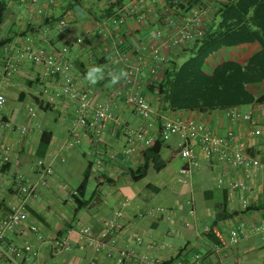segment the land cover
<instances>
[{"label":"crops","instance_id":"0c3cea01","mask_svg":"<svg viewBox=\"0 0 264 264\" xmlns=\"http://www.w3.org/2000/svg\"><path fill=\"white\" fill-rule=\"evenodd\" d=\"M72 1L74 0H55L53 4H45V0L39 2L0 0L4 4L0 12V94L5 98L0 109V153L5 146L10 148V162L5 168H0V195L4 202H14L15 174L22 175L28 183L37 184L38 196L29 201L26 207L24 225L37 226L44 237V241L39 242L33 235L26 236L39 249L41 263L115 264L112 259L94 253L89 247L79 250L74 233L69 239L72 247L70 254L51 261L47 240L55 232L81 225H89L97 232L100 222L111 217L113 212L118 210L120 201L124 197H129L131 201L120 220L121 230L115 240L116 247L135 246V237L140 236L143 238V245L137 247L138 251L147 252L163 261L176 257L182 262L193 263L195 257H198V264H264V240L251 230L253 225L264 219V186L260 181V173L255 172L250 178L245 179L241 169L203 160L199 155L198 146L195 145L199 166L191 168L187 177H182L183 183L174 193L175 201L166 206H163V203L149 204V197L142 195L143 189L159 193L163 188V179L156 177L143 185H139L138 182L146 174L137 182L130 179L128 171L136 170L143 163L144 150L134 152L129 157L123 156L122 148L125 144L123 132L126 127H142L143 121L120 100L114 110L119 119L118 124L106 123L99 138L93 136L91 129L81 131L79 146L85 145V151L81 153L85 162L98 159L102 162L99 168L94 166L90 169L89 179L94 180L96 190L88 199L91 200L89 206L80 209L77 207L75 195L70 196L69 193L76 190L80 182L72 185L66 180L68 176L74 177L72 162L76 160L78 155L76 149L79 147L67 146L68 130L74 117V105L60 93L58 79L43 77L40 65L21 56L26 45L47 53H55L61 47L67 46L65 58L72 65L78 87L82 88L90 83L95 88V98L103 96L106 89L103 82L106 73L122 71L121 65L110 67L105 59L112 54L116 38L110 35L100 37L97 33L98 23L104 19L98 17L100 11L93 12L87 9L88 12H85L80 3L78 4L79 0L75 4ZM40 4H44V8L42 14L38 15L36 10ZM61 18L69 20V28L63 31L57 26V21ZM152 30V27L132 25L124 33V39L130 38L131 35L144 38ZM77 36L84 37L81 45H75L73 42ZM105 48L110 49L106 55L104 53L106 57L103 55ZM173 54L169 53V58ZM103 57L104 61L97 64ZM236 59H240L239 54ZM93 67H100L103 74V79H98L95 84L86 79L87 72ZM145 97L157 111L155 97L147 93ZM244 107L247 110H243ZM236 109L250 113L258 119L261 128L259 137L250 135L245 122L235 125V130L247 152L253 157L263 159L264 114L257 110L256 105ZM169 114L195 115L201 122L208 123L218 136H224L229 127L228 120L221 111L208 114L188 112ZM1 122L11 123L13 130L2 127ZM22 127L25 128L24 133L19 131ZM43 132L49 133L50 139L42 156H39L41 153L38 151L39 140ZM176 142V136H171L166 141L161 140L159 151L161 161L163 150L173 152ZM111 152L115 153L116 159L108 157ZM35 159L46 160L55 173L54 177H45L44 184L39 182L40 172L36 163L34 164ZM182 160L180 169L187 165V162ZM167 165L164 162V166L155 170L153 165L149 164L147 170L152 167L161 173L168 167ZM85 168L81 171L82 178ZM179 170L177 175L180 177ZM221 173L226 180L232 178L247 181L249 190L245 196L250 202L247 209L241 206L240 193L231 192L225 186L221 188L215 186V180ZM99 175L111 178L118 175V179L113 184H100L99 181L102 179L95 181ZM197 181L198 190L201 191V199L198 201L193 197V183ZM101 190L106 192L105 200L99 198ZM183 195H186V198ZM82 200H86L84 194ZM156 208H163L164 211L148 213V210ZM206 225H209V229L211 226L214 227L210 235L204 234ZM233 227H244L248 232L236 244L228 245L226 235ZM12 239L16 240V237ZM149 244L153 245V248L147 250Z\"/></svg>","mask_w":264,"mask_h":264},{"label":"built area","instance_id":"2783aa9c","mask_svg":"<svg viewBox=\"0 0 264 264\" xmlns=\"http://www.w3.org/2000/svg\"><path fill=\"white\" fill-rule=\"evenodd\" d=\"M32 1L39 2V0ZM53 3L55 0H45V4ZM213 7L212 3H206L202 7L195 0H127L115 6L111 15L99 21L97 33L100 37L110 35L116 38L112 54L105 58L110 50L105 48L103 58L107 60L110 67L121 65L122 71L127 73V78H122L118 83L112 84L109 73L114 72L108 71L104 77L106 89L99 99L95 98V88L90 83L82 88L78 87L72 65L65 58L68 52L67 46L61 47L55 53H47L26 45L21 56L40 65L43 77L58 79L60 93L74 105V117L68 130L67 146L74 147L80 144L83 129H91L93 136L99 138L106 123L118 124L119 119L114 110L120 100L143 121L140 128H124L123 156L129 157L134 152L149 148L157 138L166 141L171 136H176L178 154L187 162V165L179 170V182H182V177L190 174L191 168L199 166L196 145L203 160L241 169L245 179L259 172L261 184L264 186V158L250 156L246 146L239 141L235 130V125L245 122L251 136L261 135L258 119L250 113H241L236 108L222 111L228 120L229 127L224 136H218L208 123L201 122L195 115H170L157 112L145 97L146 85L160 81L161 73L168 62V54L180 51L198 39ZM43 8L44 4H40L36 13L42 14ZM132 25L143 28L152 27L153 30L147 37L131 35L125 40L124 33ZM57 26L61 31L66 30L69 28V20L61 18L57 21ZM83 41V36H77L73 42L75 45H81ZM4 102L5 98L0 94V109ZM257 110L264 114V105H257ZM1 126L13 130V125L9 122H1ZM19 131L24 133L25 128H19ZM9 152L8 146L2 149L0 168L9 164ZM108 157L116 159L113 152L109 153ZM101 162L100 159L94 160L92 167L99 168ZM36 166L40 172V183H45V177L55 176L46 160L38 159ZM223 173L217 176L215 186L217 188L225 186L231 192L240 193L241 206L247 209L250 205L249 199L245 196L249 190L247 181L232 178L226 180ZM13 180L16 185V191L13 194L14 202L6 203L0 195V212L2 211L0 216V264H42L39 249L26 236L33 235L39 242H43L44 237L37 226L24 225L26 207L29 201L38 196L37 184L26 182L20 174H15ZM69 194L70 196L76 195V190H71ZM130 201L129 197H124L119 203L118 210L114 211L111 217L100 222L97 232L89 225L55 232L47 240L50 260L56 261L60 256L70 254L72 247L69 239L74 233L79 250L89 247L94 253L112 259L115 264H130L131 262L134 264H163L165 261L147 252L138 251L137 247L143 245V238L140 236L135 237V246H115L116 237L121 230L120 220ZM163 211V208H156L148 210V213H162ZM208 230L209 225H206L204 232ZM251 230L258 233L264 240V219L253 225ZM247 232L248 229L244 227L230 228L226 235V243L236 244L246 236ZM12 237H16V240ZM152 248L153 245L147 246V250ZM173 260L172 264H198V257H195L193 263L182 262L176 257Z\"/></svg>","mask_w":264,"mask_h":264},{"label":"trees","instance_id":"16d2710c","mask_svg":"<svg viewBox=\"0 0 264 264\" xmlns=\"http://www.w3.org/2000/svg\"><path fill=\"white\" fill-rule=\"evenodd\" d=\"M195 1L202 7L206 3H212L214 7L198 39L180 51L173 52L172 57L168 56L160 81L146 85L145 93L153 95L156 99L157 112L208 114L213 111L222 112L228 108L264 105V0ZM114 2L102 6L98 15L100 19L111 15L114 7L121 4L122 0ZM3 7L4 4L0 2V12ZM254 43L258 46L256 51L244 49L239 53L240 59L223 61L215 65L210 72L203 69L207 58L219 49ZM185 54H189V57L179 64L177 59ZM103 59L98 60L97 64L103 62ZM49 139V133L41 134L39 156H42ZM161 144V140L157 138L149 148L142 150L143 163L136 170L128 171L133 182L145 176L149 164H152L155 170L164 166V161L159 158ZM92 165L93 161L87 160L83 178L76 188L74 200L79 209L88 207L91 202L82 200V197ZM99 179H102L100 184H113L118 175L113 178L99 175L95 181ZM213 228L211 226L204 234L210 235ZM173 261L170 259L163 264H172Z\"/></svg>","mask_w":264,"mask_h":264},{"label":"rangeland","instance_id":"374dc122","mask_svg":"<svg viewBox=\"0 0 264 264\" xmlns=\"http://www.w3.org/2000/svg\"><path fill=\"white\" fill-rule=\"evenodd\" d=\"M79 1H80L79 2L80 5L85 9L84 10L85 12H88L87 9L89 11L99 12L101 10V7L111 0H79ZM126 1L127 0H122V2H126ZM72 3L75 4V1H72ZM247 48H249L250 52H254L258 49V46L257 44L254 43L251 45H240L236 47L221 48L207 58L203 66V69L207 72H210L215 65L220 64L223 61L237 60L236 58L238 54ZM188 57L189 54L182 55L177 59V62L180 64L183 61H185ZM243 110H247V108L244 107ZM76 151L79 156L76 155V160H73L74 162H72L73 169L75 170L73 175L74 177L71 178L70 176H68L66 178L67 182H69V184L72 185H77L79 182H81L80 181L82 180L81 171L85 168V164H86L83 156L81 155V153L85 151V145L81 144L76 149ZM162 158L165 164H168L167 165L168 167L166 169H163V172L161 173H158L152 167H149L146 176L142 180H140V182H138L139 185H143L145 182L152 181L156 177H161V179H163V188L160 189L159 193L155 194L151 190L145 188L142 191L143 196L149 197L148 202L151 205L163 203V206H166L167 204H170L173 201H175L174 193L178 189V187L182 185L181 183H183V182H178L179 176L177 175V172L180 169L183 160L178 154L177 149L174 148L173 152H168L166 150H163ZM35 163H36V159L34 161V164ZM193 185H194L193 197H195L196 201H198L199 199H201L200 198L201 191L198 190V181L197 183H193ZM95 190L96 188H95L94 180L88 179L85 185L84 198L88 200L89 197L91 196V193L94 192ZM105 194H106L105 190H101V192L99 193V198L101 200H105L104 198ZM183 197L186 198V195H183Z\"/></svg>","mask_w":264,"mask_h":264},{"label":"clouds","instance_id":"9594fccd","mask_svg":"<svg viewBox=\"0 0 264 264\" xmlns=\"http://www.w3.org/2000/svg\"><path fill=\"white\" fill-rule=\"evenodd\" d=\"M109 75L111 77L112 84L118 83L122 78H127V73L124 71L119 73H109ZM86 79L93 84L97 83L98 79H103L102 69L100 67H93L89 69L86 74Z\"/></svg>","mask_w":264,"mask_h":264}]
</instances>
